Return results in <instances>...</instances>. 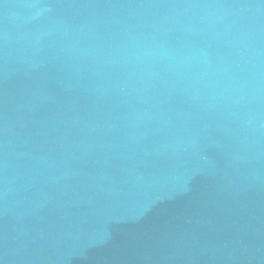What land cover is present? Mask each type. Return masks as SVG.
Returning <instances> with one entry per match:
<instances>
[{
  "label": "water",
  "instance_id": "water-1",
  "mask_svg": "<svg viewBox=\"0 0 264 264\" xmlns=\"http://www.w3.org/2000/svg\"><path fill=\"white\" fill-rule=\"evenodd\" d=\"M0 264H264V0H0Z\"/></svg>",
  "mask_w": 264,
  "mask_h": 264
}]
</instances>
